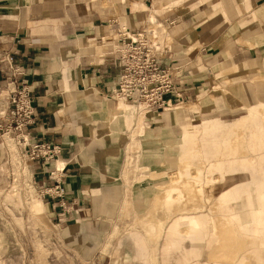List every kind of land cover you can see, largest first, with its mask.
<instances>
[{
    "label": "crops",
    "instance_id": "obj_1",
    "mask_svg": "<svg viewBox=\"0 0 264 264\" xmlns=\"http://www.w3.org/2000/svg\"><path fill=\"white\" fill-rule=\"evenodd\" d=\"M151 17L171 22L166 25L159 61L173 76L174 90L167 96L172 110L148 112L135 126L133 111L113 97L120 76L119 41L114 35L122 26L143 30ZM261 74L264 0H0V109L5 106L6 92L26 82L36 112L35 122L22 134L23 142L12 135L0 138V203L18 202L25 208L0 211L1 219L14 220L6 229L14 231L17 225L28 235L42 232L44 246L34 243L40 251L48 250V233L53 227L50 234L60 243L51 247L62 252L61 264H103L100 252L126 200L138 209L139 201L149 197L126 165L127 156H132L134 128L146 129L152 123L168 134L197 121L211 108L242 105L251 96L250 85ZM255 84L262 93L264 84ZM260 105L264 107V95L234 120L206 115L198 127L178 135L185 139L178 150L181 147L189 156L194 154L195 165L199 132L215 172L232 177L241 173L235 183L240 190L228 201L248 204L246 211L251 210L253 219L264 202L256 189L264 181V120L249 110ZM223 123L228 138L235 135V151L234 143L223 150L214 141ZM233 123L236 130L231 128ZM39 141L62 148L57 162L65 167L63 200L42 194L53 184L49 176L53 162L23 156ZM155 149L139 148L140 169L149 168L148 160L156 159L151 156L160 154ZM255 150L257 157L251 156ZM4 232L0 228V238ZM169 234L164 229L159 236L164 260L171 252L182 251ZM229 239L224 234L221 242L207 248L210 260L213 264H246L243 244ZM135 243L138 250L147 252L140 239ZM18 245L26 251L24 243ZM186 251L176 258V264L196 260L197 256L190 255L191 248ZM21 261L48 264V257Z\"/></svg>",
    "mask_w": 264,
    "mask_h": 264
},
{
    "label": "rangeland",
    "instance_id": "obj_2",
    "mask_svg": "<svg viewBox=\"0 0 264 264\" xmlns=\"http://www.w3.org/2000/svg\"><path fill=\"white\" fill-rule=\"evenodd\" d=\"M149 20L153 22L158 21L154 17H151ZM148 26L149 21L146 27ZM164 30L166 33L168 30L167 26H164ZM256 81L264 84L263 80L255 78L250 85L252 89L251 96L242 105L214 107L205 112L202 117L206 115H218L225 120L236 119L245 113L246 109L244 107L264 95V91L261 93L255 87ZM125 103L126 107L133 111L134 121L137 122L135 126L140 125L139 122L142 121V117L146 116L147 113L139 114L133 104ZM165 110H172L171 106ZM262 110L260 105V107L251 113H258L262 120H264ZM202 117L197 119V121L191 122L190 125H186L184 128H178L174 131L169 130L168 134H181L186 128L192 130L193 127H198L197 125H199ZM235 125L236 123L231 124V128L234 127V130H236ZM132 133L130 144L132 156H127L126 165L127 168L132 169V174L135 175L133 177L134 182L138 181L137 184L139 187L147 191L149 197L146 198V201L143 199V203L139 201L138 209H134L126 200L123 208L114 220L112 234L108 237L107 244H105L100 252V258L104 261L103 264H108L110 261L111 264H176V258L180 257L182 253L184 254V251L187 253L186 250L189 248H191L190 255L197 256L192 264H213V261L210 260V256L207 254V248L210 247L208 244L210 240L208 239L212 235L210 225L213 226L212 233L217 238L214 240L215 244L221 242L222 236L227 234L230 237L228 241L243 244L242 254L244 256V263L264 264V260L257 258L254 253L255 250H262L264 244L259 245L255 241L259 236L264 239V234L254 233L252 230H257L258 225L256 227L255 224V228L253 229L251 223L248 227L250 231H245L247 228L245 229L241 226V221H238L237 218V215L241 214L243 216L249 215V219H252L251 210L246 211L248 204L229 203L231 199H235L238 189L240 190L235 183L241 180V173L235 174L232 177L223 176L221 173L215 172L212 161L207 159V153L205 152L206 146L202 141L201 133L196 132V142L198 143L197 146H199V155L195 158L196 165L193 162L195 155L192 154V156H189L188 152L183 148H180V151L185 154L178 152L179 156H176L178 150L173 151L169 149V138L168 136H164L167 133H162L156 125L149 123L146 129H139L138 126V128H134ZM228 136L227 124L223 123L221 125V132L216 139H213L215 143L222 145V149L224 150L229 142L232 144L237 141L234 137L235 135H232L231 139ZM142 146L156 148L155 150L160 152L158 155L151 156L156 159L148 160L150 166L145 169H140L142 159L141 155L137 154L139 148ZM258 153L255 150L251 156L257 157ZM182 159H186L188 163L184 164ZM183 189H187L188 192L183 193ZM249 189L250 191L247 193L251 194L252 188L250 187ZM256 189H258L263 199L264 191L259 186ZM226 191L229 192V196L224 195ZM2 206H5L6 209ZM20 206L22 205L18 204V202H7L5 205L0 203V211L7 213V208L10 211H16ZM238 206L239 208H237ZM22 207L25 209L24 206ZM32 208L36 211L35 207L32 206ZM181 217H193L197 219L204 217L207 220L205 228L208 232L207 235L210 237H207L199 247L202 252L201 256L196 252L199 250L192 245L189 238L191 233L201 231V224L191 227L185 221L180 220ZM175 220L179 222L177 228L170 229V225ZM13 221V219L0 218V228L2 230L5 229L4 234L0 238V264H25L21 260L29 257H37V259L48 257V264H61L62 252L52 251L58 248L51 247V245L56 247L60 243L54 235L50 234L54 232L53 227L52 232L48 233V250L40 248V251H37L34 249V243H37L39 247H43L46 240L45 235L42 232H38L35 235L34 233L28 235V233L21 232L17 228V225L14 226L16 227L14 231H8L6 228ZM48 225L50 228L51 224L49 222ZM157 228L161 231H157ZM164 229H168L169 235L176 239L174 243L179 242L175 246L176 249H179V246L182 250L171 252L167 260H164L165 257L162 250L163 238L159 237ZM150 234L153 235L150 236ZM136 239L142 241V247L146 246L148 248L147 252L141 249L138 250L137 244L135 243ZM18 243H21V245L24 243L26 251L19 249L20 244L18 245ZM38 246L37 248H39ZM68 253L66 251L67 255H69Z\"/></svg>",
    "mask_w": 264,
    "mask_h": 264
},
{
    "label": "built area",
    "instance_id": "obj_3",
    "mask_svg": "<svg viewBox=\"0 0 264 264\" xmlns=\"http://www.w3.org/2000/svg\"><path fill=\"white\" fill-rule=\"evenodd\" d=\"M167 24L171 22L149 20V26L143 30L130 31L122 26L114 35L119 41L117 52L120 76L113 90V97L141 106L143 113L162 111L170 107L171 99L167 96L174 90L173 76L159 61L163 52L164 26ZM5 99V106L0 109V138L12 135L17 138L18 143L23 142L22 134L36 118L29 85L23 82L8 90ZM61 152V146L39 141L31 144L23 156L27 160L53 162L49 171L53 184L43 189L42 194L63 200L66 193L63 185L65 167L57 166ZM60 205L65 208L63 201Z\"/></svg>",
    "mask_w": 264,
    "mask_h": 264
},
{
    "label": "bare ground",
    "instance_id": "obj_4",
    "mask_svg": "<svg viewBox=\"0 0 264 264\" xmlns=\"http://www.w3.org/2000/svg\"><path fill=\"white\" fill-rule=\"evenodd\" d=\"M257 79H259V80H263L264 81V75H262V76H258L257 77ZM120 100H123V99H120ZM124 101V100H123ZM125 102H127V101H125ZM129 103V102H128ZM135 107H136V110H137V113H139V114H142L143 113V111H142V108H141V106H137V105H134ZM250 108V107H249ZM263 108L261 107V110H262ZM259 110V109H258ZM263 111V113H264V109L262 110ZM249 112H252L251 110H249ZM179 134H166V135H164L165 137L166 136H168V138H169V141H170V143L168 144L169 145V149H171V150H173V151H177L178 150V148H179V142L182 144L183 143V141L185 140L184 139V137H180L179 138V136H178ZM4 139V138H3ZM236 147V145H235V143H234V145H233V149H234V151H235V148ZM181 148V147H180ZM182 153V154H185L184 152H181L180 150H178L177 152H176V156H179V153ZM182 162L185 164V163H188L187 161H186V159L185 160H183L182 159ZM57 166H58V168H60V167H62L63 166V164H62V162H57ZM259 188H261L263 191H264V182H261L260 183V185H259ZM186 192H188V190L187 189H183V193H186ZM224 195L225 196H229V192H225L224 193ZM231 196V195H230ZM262 200H264V198L262 199ZM251 205V204H250ZM259 206H260V210H258V211H256V213H255V215H254V219H253V217H252V219H249V215H247V216H243V215H237V218H238V221H241L240 223L242 224L241 226H243L246 230L245 231H250V229L248 228L249 226H250V223H251V225H253V223L255 222V224H256V227H257V225H258V228H257V230L256 229H254V227H253V229L254 230H252V231H254V233H256V232H258V233H260V234H264V204H263V202L261 203V204H259ZM252 216V215H251ZM180 220H183V221H185L189 226H191V227H195V226H198V224H201L200 226H201V231H196V232H194V233H191L190 234V236H189V238H190V240H191V242H192V245L195 247V248H197L198 250H199V252H197V253H202L201 251H200V246L203 244V242L205 241V239L208 237H210V236H208L207 235V229L205 228V225L207 224L206 223V219L203 217V218H193V217H191V218H188V217H181L180 218ZM178 221H174L171 225H170V229H176L177 228V226H178ZM211 227H210V232H211V237L208 239V240H210L209 242L210 243H208L209 245H211V244H213L215 241L214 240H216L217 238H216V236L212 233V228H213V226L212 225H210ZM216 238V239H215ZM258 239L255 241L257 244H259V245H261V244H264V239L262 238V237H257ZM255 242H253V243H255ZM264 247V246H263ZM262 247V250H255L254 251V253L256 254V257L257 258H259V259H261V260H264V248Z\"/></svg>",
    "mask_w": 264,
    "mask_h": 264
}]
</instances>
